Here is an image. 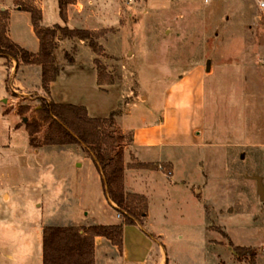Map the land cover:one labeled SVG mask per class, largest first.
I'll list each match as a JSON object with an SVG mask.
<instances>
[{
  "label": "rangeland",
  "instance_id": "374dc122",
  "mask_svg": "<svg viewBox=\"0 0 264 264\" xmlns=\"http://www.w3.org/2000/svg\"><path fill=\"white\" fill-rule=\"evenodd\" d=\"M34 1L39 3L12 0L14 6ZM60 1L82 4L88 17L78 26L99 34L100 51L93 53L85 42L90 52L80 50L75 39L66 51L57 46L55 63L61 72L53 99L83 106L93 117L117 110L114 132L120 135L122 157L131 132H121L118 123L140 130L144 115L149 128L169 132L172 147L159 152L173 163V171L166 164L153 170L167 178L173 172L172 177L166 180L149 169L137 178L147 200L148 218L141 223L165 245L168 264H264V199L259 198L264 194V23L253 0ZM55 2L40 0L42 26L59 23ZM8 30L15 41L32 48L28 13L12 11ZM74 51L79 53L72 64L64 54L76 55ZM94 60L112 78L100 89ZM2 69L0 65V100L5 97ZM20 77L15 69L8 75L9 97L0 102V224L18 226L31 216L33 204L44 199L54 208L62 198V209L74 215L82 175L79 147L39 144L45 126L29 143L25 124L48 97L36 75H30L29 86L20 84ZM4 106L15 114L2 116ZM37 177L32 185L23 184ZM43 178L57 184L42 185ZM228 240L251 252L237 255Z\"/></svg>",
  "mask_w": 264,
  "mask_h": 264
},
{
  "label": "crops",
  "instance_id": "0c3cea01",
  "mask_svg": "<svg viewBox=\"0 0 264 264\" xmlns=\"http://www.w3.org/2000/svg\"><path fill=\"white\" fill-rule=\"evenodd\" d=\"M56 5V14L59 20V23L54 22L51 25H44V27H52L54 25L66 26L70 29L78 28L93 31V29L88 27H80L79 24H83L88 17L85 12H83V6L81 3L76 2L75 4H70L65 8V21L60 18L59 9H58V1L55 0ZM90 4V0L86 1ZM27 4H31L41 12V22H42V8L39 3L35 1ZM0 10L7 11L8 18L12 11H21L17 6L13 5L12 0H0ZM25 12V11H21ZM28 13V12H26ZM29 15V13H28ZM30 21V15H29ZM30 31L34 37V42L32 48L28 49L19 41H15L9 33L8 30V19L6 21V35L7 37L16 45L20 46L23 49H26L28 52L32 54H36L38 51L39 43L38 39L33 32V28L30 22ZM63 44V46H62ZM71 44V40H57L58 49L66 51V46ZM74 45L78 46L80 50L89 51L85 46L84 42L77 40L73 42ZM76 52V55H71L73 57L72 60L74 64L76 59L74 57L77 56L79 52ZM90 52V51H89ZM64 53V52H63ZM62 53V54H63ZM57 55H59V51H57V47L54 51V60ZM0 65L2 66L1 75L3 78V85L5 87V97L0 100L3 104H5L7 98L9 97V86L7 83L8 75L16 70V72H21V77L17 81L24 85L29 86L31 81L29 79L30 75L34 74L39 79L40 86V66L39 65H24L19 66L17 64L18 61L12 59L10 57L0 55ZM93 54L91 53V57L89 60L93 62ZM70 64V65H72ZM93 65V64H92ZM93 70L96 73V68L93 66ZM61 72V67H59V74ZM59 76V75H58ZM58 78V77H57ZM56 78V80H57ZM56 80L50 85V92L48 100H52L56 103H64L55 101L53 99V87L56 83ZM96 83H97V74H96ZM32 84V83H31ZM34 84V83H33ZM35 85V84H34ZM98 85V84H97ZM37 86V85H35ZM109 86V85H108ZM99 89L101 85H98ZM111 87V86H109ZM135 103L132 105L134 106ZM115 110V109H114ZM15 114L13 110H10ZM7 106L2 107L1 115L4 116L8 112ZM91 116L90 114H88ZM93 117V116H91ZM121 117V116H120ZM120 117L118 119H120ZM191 118V116H189ZM141 124L144 126L142 129H134L132 127H127L122 123H118L119 130L123 133L131 132V141L130 143L124 147L123 149V164H124V173H123V188L125 193L139 194L140 189L137 187V179L139 173H148L149 169H138L132 166L133 163H142V164H166L173 171V163L167 157L161 154L163 148L172 147L169 146L172 141L168 140L169 132L168 130H156L148 127V118L147 116L141 117ZM195 128V127H194ZM195 130V129H194ZM191 135L193 134L192 130H189ZM27 134V133H26ZM167 135V139L165 141L162 140V137ZM28 137V135H27ZM77 146V145H76ZM79 147V146H77ZM82 151L81 162L78 164V167L82 169V175L78 179V198L76 201V213L73 215L66 209H62V201L60 198L58 202L55 203L54 208H52V204L49 203L51 200L44 199L40 203H34V211L31 212V216L27 219V221L18 226L14 223L12 224H0V264H3V261L9 262V264H42V227L43 226H75V227H88L93 225H117L121 222L120 217L117 216L119 214L116 211V205L110 201L107 197L103 176L101 171L97 168L96 163L93 159L83 151L81 147H79ZM158 148L157 150H155ZM139 152V153H138ZM152 152L158 153L156 157L151 155ZM142 154V155H140ZM157 158V159H155ZM200 169L202 168L201 162L199 163ZM157 174L162 175V177L166 180H169L172 177L173 172L169 178L165 176L159 170H153ZM142 178V177H141ZM40 178H27L24 179L23 184L32 185ZM58 181V180H57ZM11 183V182H9ZM62 183V181H58V184ZM53 184H57V182L53 183L51 180H47V178H43L42 185L51 186ZM15 188L16 184H11ZM1 187L3 185L0 184ZM2 199L4 202H8L10 200L9 194L5 191L6 189H2ZM201 192V189H200ZM37 209V210H36ZM81 213V215H80ZM80 215V216H79ZM81 217V218H80ZM52 218H57L60 220H67L68 218L72 219L69 223H65L64 221H59V223H51ZM145 219L148 218V213L146 211ZM4 249V250H2ZM168 251L166 247L161 241H159L158 236L152 232H149L145 229L142 223H136L135 225H127L122 229V248L121 251L117 249L108 239L97 236L94 238V264H168Z\"/></svg>",
  "mask_w": 264,
  "mask_h": 264
},
{
  "label": "trees",
  "instance_id": "16d2710c",
  "mask_svg": "<svg viewBox=\"0 0 264 264\" xmlns=\"http://www.w3.org/2000/svg\"><path fill=\"white\" fill-rule=\"evenodd\" d=\"M18 9L28 12L33 32L38 39L36 54L13 43L6 35L7 11L0 10V55L15 59L22 65L40 66V89L49 97L50 85L59 75V67L54 60L57 40H80L97 54L100 51L96 39L99 34L85 29L68 28L54 25H41V12L31 4H17ZM65 4L58 0L60 18L65 21ZM71 63L72 58L65 53ZM97 73V84L112 83V78L104 66L94 60ZM25 109H19V113ZM35 117L25 124L29 143L36 142V134L41 126L46 129L40 145L65 146L77 145L96 163L103 176L107 197L116 205L121 216L117 225L75 226H43L42 227V264H94V238L108 239L119 251L122 248V229L127 225L141 223L146 215L147 200L144 195L125 193L123 188L124 164L118 147L120 135L114 132V117L117 110L111 111L107 117H91L85 107L69 103H56L41 99L34 110ZM138 169H153V164L133 163ZM224 238L227 235L215 228ZM228 245L240 256L251 252L249 248L235 246L228 240ZM252 255V254H251Z\"/></svg>",
  "mask_w": 264,
  "mask_h": 264
},
{
  "label": "built area",
  "instance_id": "2783aa9c",
  "mask_svg": "<svg viewBox=\"0 0 264 264\" xmlns=\"http://www.w3.org/2000/svg\"><path fill=\"white\" fill-rule=\"evenodd\" d=\"M203 1L204 3H208V2H211L212 0H203ZM253 2L256 8L258 20L264 23V0H253ZM11 89L13 91H16L14 85H11ZM168 175H169V172H168ZM117 216L120 217V214H117Z\"/></svg>",
  "mask_w": 264,
  "mask_h": 264
},
{
  "label": "water",
  "instance_id": "95a60500",
  "mask_svg": "<svg viewBox=\"0 0 264 264\" xmlns=\"http://www.w3.org/2000/svg\"><path fill=\"white\" fill-rule=\"evenodd\" d=\"M206 70L208 71L209 70V63L207 64V66H206ZM258 180V179H257ZM259 181V180H258ZM259 186V190H260V185H258ZM259 198H260V200H262V199H264V194H262V193H260L259 194Z\"/></svg>",
  "mask_w": 264,
  "mask_h": 264
}]
</instances>
